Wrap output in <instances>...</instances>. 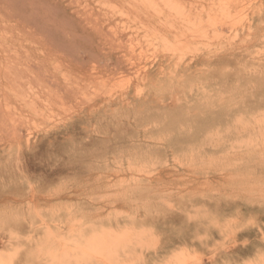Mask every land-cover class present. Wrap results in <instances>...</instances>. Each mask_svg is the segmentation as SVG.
<instances>
[{
	"label": "rangeland",
	"instance_id": "374dc122",
	"mask_svg": "<svg viewBox=\"0 0 264 264\" xmlns=\"http://www.w3.org/2000/svg\"><path fill=\"white\" fill-rule=\"evenodd\" d=\"M0 17L89 75L0 81V264H264V0H0ZM20 43L3 55L40 47Z\"/></svg>",
	"mask_w": 264,
	"mask_h": 264
},
{
	"label": "bare ground",
	"instance_id": "6f19581e",
	"mask_svg": "<svg viewBox=\"0 0 264 264\" xmlns=\"http://www.w3.org/2000/svg\"><path fill=\"white\" fill-rule=\"evenodd\" d=\"M0 21H3L1 17ZM15 25L17 27L19 26L18 24ZM34 31H32V35L26 34L25 36L26 38L32 37L36 39L40 44V47H36V51L32 49V51L23 53L21 56L14 54L12 57L4 56L3 54L10 48L20 46V42L25 36L20 33L18 37L14 38L7 37L3 33L0 34V81L2 83L4 82L8 85L12 84V86L15 84L19 87L21 85L30 86L37 82H43L44 86L47 87L48 85H51V83L57 84L56 74L63 69H73L80 75L85 77L89 76L88 71H86V63L79 62L73 58H67L60 50L55 49L46 38H41V34L36 30ZM114 35L119 38L117 33ZM52 52H54V54H52ZM50 56L54 57L49 58ZM41 60L43 62L48 60L47 66L45 64H40ZM41 94H43L42 90L38 91L36 94H32V96L29 97V103L32 104L35 100L36 96L33 97L34 95L39 96ZM10 128L15 129L13 126H10Z\"/></svg>",
	"mask_w": 264,
	"mask_h": 264
},
{
	"label": "crops",
	"instance_id": "0c3cea01",
	"mask_svg": "<svg viewBox=\"0 0 264 264\" xmlns=\"http://www.w3.org/2000/svg\"><path fill=\"white\" fill-rule=\"evenodd\" d=\"M160 243H161V247H162V249H163V253H165L166 255H168V254H170L171 252H173V251H175L176 250V247H178V248H181V247H185V246H187L188 248H195V250H196V246H190V244H188V243H181V244H178V245H171L172 247H170V245L168 244V242H165L164 240H163V238L160 240ZM179 243H180V241H179ZM235 249V248H234ZM242 249L243 248H241V251H242ZM198 252H200V251H198ZM203 253L205 254L206 253V251L204 250L203 251ZM242 253V252H241ZM232 258H233V256H231ZM239 258V259H241V260H243L242 259V256H239L238 254H236L235 255V258Z\"/></svg>",
	"mask_w": 264,
	"mask_h": 264
}]
</instances>
